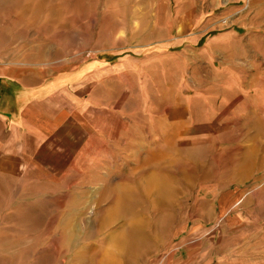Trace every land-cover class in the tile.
Masks as SVG:
<instances>
[{
    "label": "rangeland",
    "instance_id": "rangeland-1",
    "mask_svg": "<svg viewBox=\"0 0 264 264\" xmlns=\"http://www.w3.org/2000/svg\"><path fill=\"white\" fill-rule=\"evenodd\" d=\"M262 34L264 0H0V64L54 73L182 50L191 78L207 44L226 78L250 64L242 90L215 92L226 105L213 122L113 117L99 153L0 168V264H264Z\"/></svg>",
    "mask_w": 264,
    "mask_h": 264
},
{
    "label": "crops",
    "instance_id": "crops-1",
    "mask_svg": "<svg viewBox=\"0 0 264 264\" xmlns=\"http://www.w3.org/2000/svg\"><path fill=\"white\" fill-rule=\"evenodd\" d=\"M233 33L229 38L237 42ZM260 38L264 49V34ZM210 50V44L204 46L198 52L201 64L195 63L207 71L191 78L182 50L126 52L112 61H89L54 73L40 66L0 64V168L11 165L15 170L28 156L46 163L42 156L99 153L95 149L106 146L107 124L113 117L137 129L146 123V130L213 122L221 105H226L225 95L215 92L242 90L239 73L250 64L228 66L233 69L226 78L216 69ZM260 74L264 76L253 75ZM250 84L244 83L246 89H252ZM139 108H143L141 121ZM69 141L68 152L64 148ZM55 147L62 150L55 152Z\"/></svg>",
    "mask_w": 264,
    "mask_h": 264
},
{
    "label": "bare ground",
    "instance_id": "bare-ground-1",
    "mask_svg": "<svg viewBox=\"0 0 264 264\" xmlns=\"http://www.w3.org/2000/svg\"><path fill=\"white\" fill-rule=\"evenodd\" d=\"M161 184H162V182H161ZM161 184H159V182H157L156 183V189H158L159 188V186L161 185ZM82 253V252H81ZM80 254V253H79ZM79 254H78V256H79ZM82 257V256H81ZM80 257V258H81ZM102 259H104V257L102 258ZM81 260H83V258L81 259ZM80 259L79 260H75L74 262H73V264H83L82 262L80 263V261H81ZM91 263V262H90ZM104 264V263H103Z\"/></svg>",
    "mask_w": 264,
    "mask_h": 264
}]
</instances>
